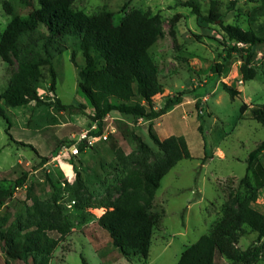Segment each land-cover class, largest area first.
<instances>
[{"label":"rangeland","instance_id":"1","mask_svg":"<svg viewBox=\"0 0 264 264\" xmlns=\"http://www.w3.org/2000/svg\"><path fill=\"white\" fill-rule=\"evenodd\" d=\"M6 1L13 14L5 10ZM185 1L74 0L73 6L87 13L111 11L116 23L133 9L159 14L163 33L149 52L158 66L163 91L154 96V104L161 108L176 97L181 102L152 119L112 112L96 135L99 126L91 118L93 106L78 86V67L84 64V57L75 40L67 39L62 52L52 50L58 73L55 91L50 90L45 68L38 89L42 103L8 107L0 102L6 116L0 115V185L23 179L13 197L0 205V231L33 219V211H29L32 201L26 197L30 184L45 202L56 198L64 204L63 213L72 224L52 253L51 264H177L182 252L209 231L245 174L249 153L264 140V125L251 111L264 104V44L256 48L250 61L256 76L244 81L242 64L249 53L233 51L227 56L232 46L246 45L230 40L221 21L264 36V0H193L206 15L210 10L218 12L221 19L216 22L200 21ZM31 2L39 6L38 0ZM30 10L26 0H0V35L13 16L26 17ZM73 49H77V64L71 60ZM225 60L228 66L217 73L216 64ZM15 69V61L8 64L0 57V93ZM223 82L240 94L232 98ZM58 98L71 108L59 109ZM150 127L162 140L183 136L191 157L180 160L161 180L153 209L163 215L154 229L149 256H124L97 218L118 196L116 185L130 164L125 158L137 150L134 135L141 136L153 152L160 150L150 136ZM76 170L87 197L81 207L72 194ZM250 175L260 187L253 206L264 212V153ZM2 245L0 241V264H32L30 257L8 258ZM235 245L251 251L250 262H233L218 253L215 264H264V238L259 239L256 231L245 227Z\"/></svg>","mask_w":264,"mask_h":264},{"label":"trees","instance_id":"2","mask_svg":"<svg viewBox=\"0 0 264 264\" xmlns=\"http://www.w3.org/2000/svg\"><path fill=\"white\" fill-rule=\"evenodd\" d=\"M26 1L31 6L28 15L13 16L0 35L1 59L8 64L16 62V69L0 93V102L6 106H23L32 101L42 103L38 89L45 77V68L49 73L50 90L55 91L58 73L52 50L62 52L67 39L75 40L84 57V64L78 67V86L93 106L91 118L99 126L96 135L101 133L104 119L112 112L152 119L181 102V98L176 97L169 98L161 108L154 104V96L163 91L158 66L149 52L163 33L159 14L133 9L116 23L111 11L87 13L75 8L74 0H38V7H34L31 0ZM184 4L192 7L202 22L221 19L214 10L204 14L193 0ZM4 8L8 14H13L9 2H4ZM221 23L230 40L246 45L232 46L227 57L233 51L249 53L241 71L244 81L253 79L257 72L250 61L256 48L264 44V36ZM76 56L77 49H73L74 64H77ZM228 64L227 60L217 63V73L224 72ZM222 84L232 98L240 94L237 88ZM56 105L61 110L71 108L59 98ZM245 109L246 104H243L241 110ZM251 111L254 119L264 125V104L252 107ZM0 115L6 117L1 104ZM149 132L160 150L153 152L141 136L134 135L137 150L125 158L130 164L119 177L118 196L97 218V223L109 233L113 245L124 256H149L154 229L163 215L153 209L161 180L180 160L191 157L183 136L171 135L162 140L151 127ZM262 153L264 140L249 153L246 172L222 204L218 219L207 233L182 252L177 264H215L218 253L233 262H250L251 251H242L235 244L245 227L256 231L259 239L264 238V212L253 206L260 187L250 175ZM22 182L23 179L18 178L13 183L0 185V205L13 197ZM84 187L83 178L76 170V188L72 189V194L77 207L87 200ZM26 197L32 201L29 211H33L30 212L33 219L28 218L26 225L20 221L9 226L6 232L0 231L2 250L8 258L27 260L30 257L32 264H51L52 253L70 233L72 224L63 213L64 204L56 198L51 203L45 202L34 193L33 184L28 186Z\"/></svg>","mask_w":264,"mask_h":264},{"label":"built area","instance_id":"3","mask_svg":"<svg viewBox=\"0 0 264 264\" xmlns=\"http://www.w3.org/2000/svg\"><path fill=\"white\" fill-rule=\"evenodd\" d=\"M75 149V151L74 152H77L78 150H77V148H74Z\"/></svg>","mask_w":264,"mask_h":264}]
</instances>
